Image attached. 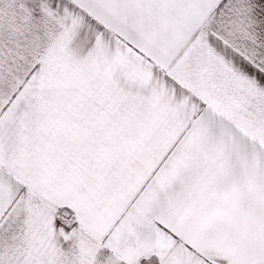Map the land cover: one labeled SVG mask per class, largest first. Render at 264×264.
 <instances>
[{"label":"snow or ice","instance_id":"6c2138e0","mask_svg":"<svg viewBox=\"0 0 264 264\" xmlns=\"http://www.w3.org/2000/svg\"><path fill=\"white\" fill-rule=\"evenodd\" d=\"M0 264H264V0H0Z\"/></svg>","mask_w":264,"mask_h":264}]
</instances>
